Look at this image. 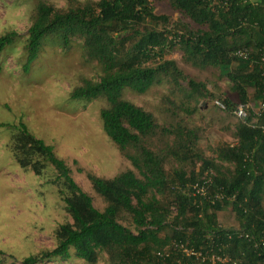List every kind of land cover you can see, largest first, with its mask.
I'll return each mask as SVG.
<instances>
[{
    "label": "trees",
    "instance_id": "16d2710c",
    "mask_svg": "<svg viewBox=\"0 0 264 264\" xmlns=\"http://www.w3.org/2000/svg\"><path fill=\"white\" fill-rule=\"evenodd\" d=\"M165 1L189 21L170 26L153 0H68L65 7L34 0L26 33L0 34V54L9 48L22 72L47 46L77 45L96 62V76L80 75L70 97L102 100L103 129L131 164L112 177L87 171L104 202L98 207L52 144L24 120L11 123L15 161L39 175L53 165L71 216L58 225L53 248L20 264H96L101 256L105 264H264V0ZM175 48L182 62L213 69L212 76L189 75L169 55ZM3 63L0 57V73ZM158 84H166L160 115L124 96ZM203 100L237 116L230 137L204 147ZM224 210L232 223L220 218Z\"/></svg>",
    "mask_w": 264,
    "mask_h": 264
},
{
    "label": "rangeland",
    "instance_id": "374dc122",
    "mask_svg": "<svg viewBox=\"0 0 264 264\" xmlns=\"http://www.w3.org/2000/svg\"><path fill=\"white\" fill-rule=\"evenodd\" d=\"M55 6L65 7L68 0H49ZM154 10L170 26L189 21L180 10L165 0H153ZM34 0H0V34L9 30L26 33L31 23ZM44 53L22 72L9 48L2 51L3 71L0 73V258L5 264H20L27 255L51 249L56 245V229L60 223L71 221L60 194L61 182H56L57 169L49 164L44 172L36 174L29 167L19 165L9 146L15 132L9 125L24 120L29 130L45 142L52 144L56 153L72 168L75 181L93 196L94 203L102 207V198L93 190L87 171L112 177L131 166L103 129L99 116L102 100L72 99L70 93L78 84L79 76L95 77L99 71L96 62L87 61L77 45L66 49L47 46ZM185 71L193 76L208 78L213 69H202L180 60L181 51L171 49ZM217 75V73H216ZM222 87L223 79L218 80ZM212 86L211 83H209ZM166 84H158L142 93L126 89L124 96L148 110H157ZM206 109L201 128L206 133L203 147L217 136L232 135L237 116L217 109L211 100H203ZM250 105L255 107V103ZM160 115V114H159ZM161 120L162 117L158 116ZM77 161V162H76ZM170 159L165 167L170 168ZM79 166L84 169L80 170ZM220 218L234 221L233 213L224 210ZM69 264H91L83 259H72ZM50 264H60L54 260ZM96 264H105L101 256Z\"/></svg>",
    "mask_w": 264,
    "mask_h": 264
},
{
    "label": "built area",
    "instance_id": "2783aa9c",
    "mask_svg": "<svg viewBox=\"0 0 264 264\" xmlns=\"http://www.w3.org/2000/svg\"><path fill=\"white\" fill-rule=\"evenodd\" d=\"M243 113V107L242 106H240L239 107V110H238V114H242ZM197 256H199V255H202V253L201 252H194ZM223 262V264H228V262H226V261H222Z\"/></svg>",
    "mask_w": 264,
    "mask_h": 264
}]
</instances>
